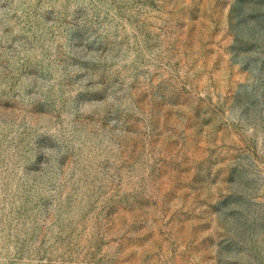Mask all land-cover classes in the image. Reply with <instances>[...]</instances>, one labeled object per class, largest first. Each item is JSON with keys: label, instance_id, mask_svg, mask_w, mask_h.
I'll use <instances>...</instances> for the list:
<instances>
[{"label": "rangeland", "instance_id": "rangeland-1", "mask_svg": "<svg viewBox=\"0 0 264 264\" xmlns=\"http://www.w3.org/2000/svg\"><path fill=\"white\" fill-rule=\"evenodd\" d=\"M0 264H264V0H0Z\"/></svg>", "mask_w": 264, "mask_h": 264}]
</instances>
